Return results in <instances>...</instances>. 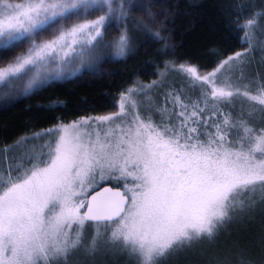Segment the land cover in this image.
<instances>
[{
	"label": "snow or ice",
	"instance_id": "snow-or-ice-1",
	"mask_svg": "<svg viewBox=\"0 0 264 264\" xmlns=\"http://www.w3.org/2000/svg\"><path fill=\"white\" fill-rule=\"evenodd\" d=\"M113 3L0 0V50L29 44L26 51L0 66V84L15 83L33 73L27 84L32 88L59 52L67 56V50L75 51L73 45L81 40L82 53L98 56L103 46L101 29L112 26ZM105 11L107 16L88 19L94 12ZM119 15H127L123 5ZM73 18L83 22L60 28L52 39L36 43L38 36ZM254 22L250 19L241 25L248 29L245 42L250 40ZM113 46L116 58H122L129 47L127 32ZM243 60L244 53L238 52L204 75L196 67L179 66L177 70L194 87L199 86L205 107L196 104L189 113L180 95L169 93L165 106L157 108L159 123L139 113L125 121L118 118L136 108L137 89H129L121 96L119 112L96 118L108 125L103 135L96 131L93 138L92 132L82 133L78 124L61 126L49 130L56 137L54 143L46 146V154L41 150L31 156L29 167L22 171L21 166L0 168V264H68L79 250L95 255L102 249L127 252L136 264H159L161 257L194 240L212 241L218 227L240 211L258 201L264 204V123L257 128L233 118L231 112L217 111L216 103L212 112L201 116L209 99L231 105L232 97L244 96L253 107L264 106V83L254 92L248 84H217V73ZM169 104L177 117L185 118L178 126L171 118L164 119ZM259 111L264 113V107ZM214 115L223 119L209 124ZM192 117L197 118L190 125ZM115 172L126 184L127 177H132L130 197L116 193L118 199L97 201L92 196L93 203L75 199L95 184L97 175L104 179ZM81 208L87 210L81 213ZM86 222L92 223L86 227ZM89 229L94 231L89 234ZM239 264L250 262L241 259Z\"/></svg>",
	"mask_w": 264,
	"mask_h": 264
},
{
	"label": "trees",
	"instance_id": "trees-1",
	"mask_svg": "<svg viewBox=\"0 0 264 264\" xmlns=\"http://www.w3.org/2000/svg\"><path fill=\"white\" fill-rule=\"evenodd\" d=\"M121 5L127 13L123 22H111L112 26L107 31L102 28V33L103 40L110 42L126 27L129 49L125 56L102 57L92 68L75 77L51 81L29 94L0 102L1 165L9 146L61 123L110 113L116 109L120 96L132 87L141 89L151 83L165 85L160 107L165 106L169 93L180 95L189 106V113L196 104L205 107L199 86L194 87L188 76L177 70L180 65L208 73L223 60L241 52L251 56L248 66L253 76L251 80L258 79L257 83L261 84L264 78V74L260 76L264 73V0H122L119 10ZM145 6L147 11L142 10ZM98 14L94 12L88 19L93 20ZM250 19L255 22L250 40L245 42L248 29H241V25ZM27 47L29 44L24 43L21 47L0 50V64L10 63ZM256 72L261 74L258 76ZM229 73L223 72L221 79L240 85L235 75L229 76ZM256 87L250 90L254 92ZM231 100V105L214 102L216 110L231 112L233 118L245 119L257 128L264 123V113L259 111L264 106L253 107V102L242 96ZM212 104L209 99L201 116L213 111ZM167 107L171 122L178 126L185 118L177 117L171 104ZM179 111L177 106L175 112ZM196 118L192 117L188 123L191 125ZM222 119L223 116L214 115L208 122ZM106 184L119 186L108 182L99 187ZM257 204L258 208L244 209L239 219L225 225L212 241L201 238L194 243L197 241L194 240L161 257L159 264H239L241 259L250 264H264V204L259 201ZM78 254L71 256L68 264H136L132 255L118 250H106L100 256L90 255L86 259L83 255L80 260L75 257Z\"/></svg>",
	"mask_w": 264,
	"mask_h": 264
},
{
	"label": "rangeland",
	"instance_id": "rangeland-1",
	"mask_svg": "<svg viewBox=\"0 0 264 264\" xmlns=\"http://www.w3.org/2000/svg\"><path fill=\"white\" fill-rule=\"evenodd\" d=\"M121 2H122V0H114V3H113L114 15H113L111 22H115L116 24L117 23L120 24L123 22V17H121L119 15V4ZM98 13L99 14L97 15V17L95 19H98L99 16H101V15L107 16L106 11L105 12H98ZM95 19H93V20H95ZM81 22H83V21L77 20L76 18H73L71 20L66 21L63 24H57L55 29L48 32V34L45 33V34L38 36L36 38V43L39 44V43H42L44 41L52 39L53 36L58 34V31L60 28L68 29V28L72 27L74 24L81 23ZM106 22H108V21L106 20ZM127 30L128 29L126 27H123L121 32L119 34H117L116 37H114V39L111 40L110 42H105L103 40V46H102L100 54L98 56H87L86 53L81 52V44L83 43V40H81L80 43L73 45V48H75V51L68 49L67 50L68 51L67 56H64L63 52H59V54L57 55L56 62L50 64L46 71L41 72L40 80H38L30 89L27 88V84H28L29 79H31V76L33 75V73H29V74L25 75V77L23 79L18 80L15 83L0 84V102L7 100V99H11L13 97H18V96H23V95L29 94L34 89H36L42 85H45L51 81L64 80V79H70L72 77H75V76L79 75L80 73L87 71V69L92 68L94 66V64L98 60H100L102 57H103V59L106 57L111 58L112 56L116 57V49L113 46V42L115 40H117L122 33L127 32ZM101 32H102V29H101ZM102 36H103V33H102ZM39 41H41V42H39ZM128 49H129V47L126 49L124 56L127 54ZM81 55L86 56V59H84L83 62L81 61ZM250 59H251V56L248 57V56L244 55L243 63L233 62V64H234L233 67L228 68L227 71L221 70L220 73H217V84L219 86H223V84L225 82H224V79H221V77H222L221 74L223 72L224 73L230 72L229 76L235 75V77H236L235 79L237 81H240V85L248 84L249 87H251V88H254L255 85L258 86L259 85L257 83L258 79L257 80H251V78L253 76L251 75V71L248 70ZM0 66H2V64H0ZM57 73H59V75H57ZM208 73H210V72H208ZM208 73H200V74L204 75V74H208ZM255 74L259 76L261 73L256 72ZM263 74L264 73H262L260 76H263ZM185 76H186V74H185ZM187 79L190 82V78L187 77ZM263 81L261 79V83H263ZM149 85H152V87L149 88L148 87ZM154 85H155L154 83L145 85V87L143 88L145 90L144 92L139 91V89H140L139 86L129 88V89H137V92L133 94V99L135 100L136 108L132 111H126L118 119H123L125 121H131L133 114L139 113L142 117H146L148 115H151L153 120L154 119L155 120H161V115L157 111V108L160 107L159 105L161 104L162 97L165 95V93H164L165 85H155V86ZM127 91L125 93H127ZM125 93H123V94H125ZM145 93H147V94H145ZM121 96H120L119 101L117 103L116 109L110 113L99 114V115L89 116V117H82L80 119H77V120L69 122V123H61V124L51 128V129L36 133L33 136L26 138L25 141L19 142L13 146H9L4 152V161H3L2 165L0 162V168L7 171L10 168L15 169L17 166H21L20 170L22 171L23 167H29L31 156H33L34 154H39L41 152V150L46 154L47 153V147L46 146H48L50 144V140L53 139L52 143H54L56 137H55L54 133H51L49 130L57 129V128H60L61 126H70L73 124H78L82 133L85 131L92 132L93 138L95 137L96 131H101V135H103V132L108 129V125L107 124H101L96 118L111 116V115L119 112L120 111ZM242 97H244V96H242ZM212 102L214 103V101H212ZM169 115H168V113L165 115L164 119L166 121L169 118H171L170 113H169ZM155 122H157V121H155ZM157 123H159V122H157ZM119 175L120 174L118 172H115L110 176L106 175L104 179H100L99 175H97L95 184L90 186V187H87V189L82 194L75 197V199H77V200L78 199H86V202H87L88 196L93 191H95L101 184L108 183V182L115 184V185L116 184L119 185L122 189H124L127 196L130 197L131 192L128 191V189L133 187L134 182L132 180V177H130V176L127 177V184H126L125 179L119 178ZM257 205L258 204H256L253 208H258ZM84 209L85 208L80 209L81 213L84 212ZM242 211H240L239 214L234 219L227 221L223 225L219 226L217 229V232L221 231V229L223 227H225V225H230L233 222H235L236 220H238L239 217L241 216L240 213ZM87 225H88V223L86 222V227H87ZM93 231H94V229L88 230L89 234ZM202 239H203V241L204 240L209 241L207 238H202ZM199 240L195 241L194 243H197ZM106 250L107 249H102L101 251H99L95 255L100 256L101 253L106 252ZM74 254H78L75 256V257H77L78 260L83 259V255H84V259H86L87 257L90 256V255H87L83 250H79V251L75 252ZM73 255H72V257H73Z\"/></svg>",
	"mask_w": 264,
	"mask_h": 264
},
{
	"label": "water",
	"instance_id": "water-1",
	"mask_svg": "<svg viewBox=\"0 0 264 264\" xmlns=\"http://www.w3.org/2000/svg\"><path fill=\"white\" fill-rule=\"evenodd\" d=\"M119 193L121 196H125V191L120 188V187H114L112 185H104L98 189H96L95 191H93L87 198V203H93L92 201V196H96L97 197V201L102 200V199H118V197L114 196V194ZM103 194V195H101ZM125 207L128 206L127 200L125 201L124 204ZM87 209H84V212ZM92 223V222H90Z\"/></svg>",
	"mask_w": 264,
	"mask_h": 264
}]
</instances>
